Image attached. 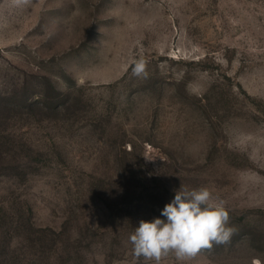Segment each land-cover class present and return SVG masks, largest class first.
Wrapping results in <instances>:
<instances>
[{"label": "rangeland", "instance_id": "obj_1", "mask_svg": "<svg viewBox=\"0 0 264 264\" xmlns=\"http://www.w3.org/2000/svg\"><path fill=\"white\" fill-rule=\"evenodd\" d=\"M0 150V264H155L180 185L237 234L160 264H264V0H0Z\"/></svg>", "mask_w": 264, "mask_h": 264}, {"label": "clouds", "instance_id": "obj_2", "mask_svg": "<svg viewBox=\"0 0 264 264\" xmlns=\"http://www.w3.org/2000/svg\"><path fill=\"white\" fill-rule=\"evenodd\" d=\"M134 77L147 78V61H133ZM174 198L151 221L140 220L130 234L133 255L145 261L160 264L163 257L174 253L179 261L196 256L214 245H227L237 234L229 226L230 214L224 200L205 186L189 189L180 185L174 189Z\"/></svg>", "mask_w": 264, "mask_h": 264}, {"label": "trees", "instance_id": "obj_3", "mask_svg": "<svg viewBox=\"0 0 264 264\" xmlns=\"http://www.w3.org/2000/svg\"><path fill=\"white\" fill-rule=\"evenodd\" d=\"M0 155H3L1 150H0ZM3 159H6L5 156L3 157ZM1 169H2L3 172H7V171H10V170H13L14 167L11 166V165H2Z\"/></svg>", "mask_w": 264, "mask_h": 264}]
</instances>
